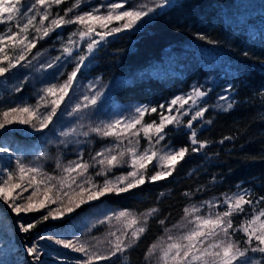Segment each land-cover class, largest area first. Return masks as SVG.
Wrapping results in <instances>:
<instances>
[{
    "label": "snow or ice",
    "instance_id": "6c2138e0",
    "mask_svg": "<svg viewBox=\"0 0 264 264\" xmlns=\"http://www.w3.org/2000/svg\"><path fill=\"white\" fill-rule=\"evenodd\" d=\"M68 2L69 0H0V25H9L0 32V78H5L13 70L30 67L32 61L40 55L38 52L31 54L41 40L49 38L52 33L68 25L76 26L67 41L61 40L60 55L47 64H41L38 69L46 71L74 57L75 67L67 73V79L61 84H46L40 88L35 105L22 102L0 111V130L13 124L28 126L36 132L49 129L63 114V105L71 99L78 76L98 47L109 37L148 24L152 14L170 4V0H154L151 6L137 4L134 0H109L107 3L91 7L88 11H78L82 5L88 6L87 0H74L70 7L63 9V15H53V6ZM13 23L16 30L11 27ZM258 37L264 44V28L260 30ZM252 38L256 39L257 34L253 33ZM199 39L216 43L214 40H208L203 34H199ZM81 41L84 42L83 47ZM77 49H80L79 55H76ZM244 55L247 56L248 53L245 52ZM95 87L94 84L90 85V88ZM232 88L229 84L225 92L232 91ZM21 90V87H17L15 92L19 93ZM210 91L204 90L202 86H193L189 92L174 96L167 104L162 103L158 107L150 108L143 105L136 107L135 115L131 118L120 117L109 122L102 121L95 127L89 126L88 131L82 133L84 136L95 133L101 138L113 137L116 143L96 152L88 161L83 159L81 150L77 159L69 161L66 166H62L60 157L57 156L56 165L61 172L60 176L44 172L42 165L33 167L19 159L14 169L0 168V200L8 205L12 213L19 217L21 214L47 209L45 215L32 223H18L19 232L28 233L38 224L50 219L63 220L83 205L98 201L108 194L129 193L146 183H156L172 176L189 153H199L211 143L198 139L203 125L212 123L211 120L205 119L211 106L205 103L204 106L197 107ZM102 94L101 91H96L93 95H85L67 115L72 116L88 108H97ZM259 94L264 96V89H261ZM218 99L231 100L227 95H221ZM215 107L227 112L233 107V102H228L226 107L220 104ZM156 113H159L158 122L153 120L144 123L143 118L146 115ZM185 117H190L186 123ZM197 124L201 127L198 128ZM169 126H173L177 131L187 129L189 145L180 148H173L171 144L162 145L168 138ZM75 132L73 127L60 132L59 135L66 137ZM141 132L148 141V146L143 151L139 150ZM125 134L129 137L127 144H124ZM229 139L231 137H224L220 143ZM10 151L8 147L0 146V153ZM41 156H44L43 152ZM125 164L132 170L109 178L108 174L114 168ZM97 166L100 171L96 176L104 177L102 184H98L88 171ZM150 166L158 167L159 170L149 176L146 173ZM237 187L240 189L238 192L223 193L219 200L186 205L181 217L182 222H177L171 227L166 226L167 217L159 219L157 223L163 228L164 235L148 246L144 254L145 260L158 253L160 264H264V207H260L264 205V195L256 197L251 190L243 189L239 185ZM29 190L30 194L25 195ZM198 191H203V187ZM183 195L191 197L194 193L185 192ZM162 196L164 193H161L158 199ZM65 197L68 199L67 204L64 203ZM52 204L58 206L50 208ZM221 206H224L225 210L217 211ZM245 206L252 210L250 218L234 224L233 217L248 215ZM205 207L207 212L201 214V209ZM159 212L160 209L156 207L142 213L129 209L111 212L102 220H97L96 224H111L112 220H116L120 227L107 232L103 240L92 238L96 240L95 244L77 236L62 239L56 235H41L31 246L26 247V252L38 264L41 259L38 241L48 240L65 249L81 253L84 259L76 261V264H115L114 258L125 255L128 250L138 245L149 230L150 219L155 218ZM178 229L184 230L174 234ZM237 233L243 234L242 241L233 238Z\"/></svg>",
    "mask_w": 264,
    "mask_h": 264
},
{
    "label": "trees",
    "instance_id": "16d2710c",
    "mask_svg": "<svg viewBox=\"0 0 264 264\" xmlns=\"http://www.w3.org/2000/svg\"><path fill=\"white\" fill-rule=\"evenodd\" d=\"M97 1L102 2H89ZM68 28L66 26L64 30ZM262 28L264 0H175L151 15L148 24L109 37L89 58L91 66L85 71V77H99L103 82L113 81L118 85L113 93L114 99L139 101L158 107L175 95L189 90L194 83L201 84L211 78L213 87L207 96L208 104L213 103L221 89L231 84L233 107L227 112L209 107L205 119L212 123L203 125L198 139L211 143L199 153H189L167 179L146 183L129 193L108 194L98 201L83 205L63 220L50 219L40 223L28 233H18L16 227L9 229L0 224V244L6 245L9 234H16L20 241L21 236H25L27 246H31L41 235H56L62 239L77 236L95 244L96 240L92 238L103 240L115 226V221L112 224H96L105 210L117 212L129 209L142 213L156 207L160 212L150 219L149 230L138 245L114 259L115 264H160L158 256L145 260L144 255L148 246L164 235L163 228L157 223L159 219L167 217L166 226L171 227L182 222L186 205L199 204L223 193H234L240 190L238 185L251 190L256 197L264 195V96L259 94L264 89V44L258 37ZM253 33L257 34L256 39L252 38ZM199 34L216 43L199 39ZM26 73L27 67H23L0 78V111L22 103L20 99L24 94H34L32 90L35 87L29 78L23 81L22 90L15 92L20 87L21 75ZM158 115H146L144 122L157 121ZM188 118H184V123ZM61 119L62 116L56 122ZM196 126L201 127L200 124ZM37 133L19 124L4 129L1 135L7 139H0V146L8 147L11 151L0 153V168L6 167L7 155L16 157V152L34 149L38 143L50 151L55 150L58 146L55 125L47 129L44 136ZM224 137L231 139L220 143ZM108 139L90 134L89 140L83 144L86 161L95 155L98 145ZM166 141L174 146H188L187 129L177 131L169 126ZM156 169L150 166L146 175L150 176L151 171ZM201 187L203 191H198ZM185 192L194 195L186 197L183 195ZM161 193L164 196L158 199ZM27 194H30V190ZM64 203H68L67 197ZM57 206L52 204L49 207ZM245 207L248 215L233 217L234 224L250 218L252 210ZM46 213L47 209L21 214L19 217L15 215V219L32 223ZM94 224L96 226L92 227ZM183 230L178 229L174 234ZM233 238L240 241L244 239L242 233H237ZM38 243L41 247L38 264H76V261L84 259L81 253L51 241ZM17 251L19 254L20 250ZM15 264L36 262L31 256L20 254L19 262Z\"/></svg>",
    "mask_w": 264,
    "mask_h": 264
},
{
    "label": "rangeland",
    "instance_id": "374dc122",
    "mask_svg": "<svg viewBox=\"0 0 264 264\" xmlns=\"http://www.w3.org/2000/svg\"><path fill=\"white\" fill-rule=\"evenodd\" d=\"M90 0H87V7L81 6L78 11H88L91 7H95L97 4L100 3H107L109 0H102V2L97 1L95 3H90ZM175 0H170V3H173ZM74 0H69L68 3H65L64 5L60 6H53L52 12L53 15L56 13H59L60 15H63V9L70 7L71 3H73ZM111 2H118V0H111ZM137 4H147L148 6H151L154 0H134ZM161 10V9H158ZM153 15V14H152ZM69 28L67 30L61 29L57 30L56 32L52 33L49 38H46L45 40H41L35 49H33V52L31 55H35L37 52L40 53V55L37 57L36 60L32 61V65L30 67H27V73L24 75H21V80H19L20 87L23 85V81L27 77L31 81V85L35 87L32 93L24 94L20 101L21 102H27L30 105H35L37 102V92L40 88L44 87L46 84H61L64 80L67 79V73L71 72L73 68L75 67V58L68 60L66 63L61 62L59 65L52 69H47L46 71H38L41 64H47L51 62V60L56 57L57 55H60V48H61V40L67 41L68 36L70 33L76 30L75 25H68ZM8 24L0 25V32H3L6 28H8ZM13 30H16L15 24L13 23L11 25ZM34 35V32L32 33ZM60 37V39H57V37ZM78 39V37H77ZM84 46V42L81 41V47ZM95 53V52H94ZM80 54V49L76 50V55ZM30 58V57H29ZM91 66L90 61L87 62V66L84 67L82 72L77 78V82L75 85V88L72 91L71 99L68 100L63 105V114L62 119L60 122H56L55 125V138L56 142H58V146L55 148V150H48V148L44 147L41 143L36 144L34 146V149L26 150V151H19L16 152V157H12L11 155H7L5 158L7 160L6 167L10 169H14L16 167V161L22 160L25 164L30 166H43V171L53 175V176H60L61 172L59 169H57L56 165V158L57 156L60 157L62 166H66L69 161L76 160L77 156L83 150V144L86 143L89 140V136H84L82 133L88 131L89 126L95 127L97 124H100V122H109L115 119H118L120 117H128L131 118L135 115L134 109L138 106H149L145 103H141L139 101H119L114 99L113 93L115 91V88L118 86L113 81H106L103 82L99 79V77H85L86 70ZM63 74V75H62ZM95 85V88H90V85ZM193 86L201 87L204 90H209L213 87L211 78L205 79L201 84L194 83ZM190 88V89H191ZM187 90L183 93L177 94H185L190 91ZM226 88H223L220 90V92L217 93V96L215 97V100L213 103L208 104L207 97L204 98V101H202L201 105H198L197 107L204 106L206 103L207 105L211 106L213 109L216 110H223L222 108L215 107L216 105L220 104L226 107L228 102L232 101L230 92H225ZM96 91H101L103 94L101 95L97 108H88L85 109L79 113H76L72 116L67 115V112H71L72 108L75 107L77 103H80L83 100V97L85 95H93ZM42 94V93H41ZM221 95H227L231 98L230 101H220L218 99ZM176 96V95H175ZM32 97V98H31ZM51 98V97H50ZM173 98V97H172ZM172 98H170L168 101H170ZM167 101V102H168ZM165 102V104H167ZM159 117V115H158ZM190 118V117H189ZM144 119V118H143ZM153 120L149 122L144 123H150ZM156 121V120H155ZM159 121V118L157 122ZM75 127L76 132L72 133L66 137H62L59 135L60 132L66 131L68 129H71ZM46 131V130H45ZM38 132L37 134L45 135L44 132ZM120 131V129H118ZM4 132L3 130H0V139L2 141H5L7 138L3 135H1ZM58 133V134H57ZM95 134V133H91ZM108 141L105 143H102L101 145H98V147L95 150L96 152L101 151V149L110 147L114 143H116V140L113 137H108ZM129 137L127 134L124 136V144H127ZM61 141H64L65 143H60ZM163 144H170L168 141L162 142ZM71 145V146H69ZM77 146V148L73 147ZM148 146V141L146 138L143 137V133H140V151H143L145 147ZM173 148H180V146H174ZM44 153V156H41V153ZM94 153V154H95ZM83 159L86 160V157L83 155ZM163 163V162H161ZM125 168V169H124ZM132 170L129 165L125 164L120 167H117V169H113L111 173H109V178H112L114 176H119L122 173H126L128 171ZM158 167L156 170H152L150 175L158 171ZM100 171V168L97 166L95 168H92L91 171H89V174H91L96 182L98 184L103 183V176H96V173ZM238 192V191H236ZM234 192V193H236ZM227 194H233V193H227ZM219 200L221 199V194L218 196H214L210 199L206 200ZM204 200V201H206ZM198 205V204H197ZM217 211H224L225 207L221 206L216 209ZM113 211L111 210H105L104 214L101 216V220L104 218V216L108 215ZM119 212V211H117ZM207 212V208L201 209V214H204ZM115 221V226L112 227V231L117 230V228L120 227V224L116 220H112V222ZM21 220L15 219V214L11 212V209L8 207V205L3 201L0 200V224L1 226L6 225L7 228L16 227V231H18V223H20ZM107 223V222H106ZM109 224V223H108ZM7 230V233L9 234L10 230ZM16 234L10 235L9 234V240L7 241L6 245L0 244V262H3V264H15L19 262V256L21 255H28L26 252L27 245L25 244L26 241L24 240L25 236H21L22 241L19 240L15 236ZM17 249L20 250V253L18 254ZM9 251V252H7ZM158 256V253L155 255V257Z\"/></svg>",
    "mask_w": 264,
    "mask_h": 264
}]
</instances>
